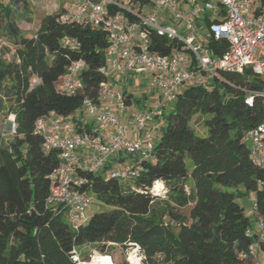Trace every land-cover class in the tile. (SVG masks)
Returning <instances> with one entry per match:
<instances>
[{
  "label": "trees",
  "instance_id": "trees-1",
  "mask_svg": "<svg viewBox=\"0 0 264 264\" xmlns=\"http://www.w3.org/2000/svg\"><path fill=\"white\" fill-rule=\"evenodd\" d=\"M30 2L0 0V36L13 49L11 57L0 50V110L11 103L17 123L12 136L0 137V264H76L74 248L93 244L106 252L108 242L122 249V262L112 253L117 264H127L128 242L140 246L144 264L239 263L251 240L245 233L250 219L237 198L253 193L256 213L264 216V167L252 161L245 140L250 128L264 122V102L256 94L264 77L251 70L219 71L208 85H183L164 111L151 157L134 158L122 179L106 178V165L103 172L77 171L88 181L81 188L89 192L90 206L97 201L105 208L90 213L89 206L85 221L73 229L47 204L50 174L60 159L57 149L42 148L34 126L53 112L90 130L80 108L85 98L97 100L105 81L99 68L108 59V37L100 24L62 20L64 9L43 13L33 32L21 29V21L31 22ZM148 33L153 51L181 49L176 41ZM204 42L213 57L228 47L207 34ZM74 60L85 62L82 87L61 92L57 80ZM32 77L38 79L34 84ZM124 94L128 106L133 96ZM195 116L203 117V135L192 126ZM157 181L164 184L163 196L154 193Z\"/></svg>",
  "mask_w": 264,
  "mask_h": 264
},
{
  "label": "built area",
  "instance_id": "built-area-1",
  "mask_svg": "<svg viewBox=\"0 0 264 264\" xmlns=\"http://www.w3.org/2000/svg\"><path fill=\"white\" fill-rule=\"evenodd\" d=\"M42 1L48 3L43 6L47 13L59 11L50 0ZM128 13L136 20L130 21ZM60 18L100 24L108 37V59L99 68L105 81L100 85L97 100L85 98L80 108L92 124L90 130L81 131L67 117L53 112L39 117L34 126L42 137V148L57 149L60 159L50 174L47 204L73 229L85 221L91 203L89 192L81 188L88 181L78 176L77 171L103 172L116 153L125 152L137 161L151 157L154 127L148 128L149 123L163 119L165 109L183 85H208L219 71L242 74L251 70L264 77V4H256L255 0H152L143 6L136 0H79L64 7ZM148 29L166 40L180 43L181 49L168 54L153 51ZM205 34L227 41V50L213 57L204 42ZM6 44L0 36V50ZM84 68L83 60L72 61L58 78L57 89L68 93L80 89L79 76ZM113 74L124 83L130 82L131 74L142 75L152 92L151 107L145 112L134 111L129 125L120 117L127 104L124 90L111 83ZM37 81V77H32L30 83ZM256 94L264 102V88ZM245 101L252 104V92ZM16 126L15 113L11 112L1 139L5 141L12 136ZM245 140L250 142L252 161L264 167V122L250 128ZM130 168L131 164H126L105 170L104 174L106 178L122 179ZM250 196L255 219L245 233L251 241L246 252L239 254L241 261L237 264H264V216L256 213L255 196L253 193ZM108 245L114 243L108 242ZM124 252L127 264H144L137 243L128 242ZM72 259L76 264L93 260L117 264L109 251H94L88 259H83L74 248Z\"/></svg>",
  "mask_w": 264,
  "mask_h": 264
},
{
  "label": "rangeland",
  "instance_id": "rangeland-1",
  "mask_svg": "<svg viewBox=\"0 0 264 264\" xmlns=\"http://www.w3.org/2000/svg\"><path fill=\"white\" fill-rule=\"evenodd\" d=\"M79 0H50L51 4L53 3L54 5H56V7L58 8V10H63L64 7L73 4L75 2H77ZM30 7H28L29 11H30V17H31V22L27 23L24 21H21L19 23V27L21 29H25V30H29L31 32L35 31L38 27L39 24V19L40 17L43 15V13H47L48 11L43 7L44 5L48 4L46 3V1H42V0H34L32 3L30 2ZM50 4V6H51ZM52 8V7H51ZM6 41V45H4L2 47V51L4 56L6 57H11L12 55V47L11 44ZM133 82V85L128 86L126 83L124 84L125 90L129 91V90H133V92H135V97L139 99L140 102L145 101L146 99L150 100V96H151V90L148 88L146 82L144 81V77H142V75H138V74H132L131 75ZM131 86L134 88H131ZM132 94V93H131ZM133 96V95H132ZM131 103V101H129ZM136 103V102H134ZM15 113L14 112V108H12V104L11 103H6L5 107L3 110H0V132L5 128V123H6V119L7 116L11 113ZM203 117L202 116H195L192 120V126L195 128L196 132L198 134L203 135L204 133H206V128L205 126L202 124L203 122ZM156 127H158V124L156 125ZM155 132L153 133L154 135L156 134V130H154ZM158 134L161 133V131L157 132ZM247 145H250V142H247ZM220 188L222 190H226V191H233L232 188L229 187H223L220 186ZM163 190H165L164 188V184L162 185V189L160 191H154V192H158L160 193L161 196H163L165 193H163ZM237 202L244 208V212L245 214L249 217L250 222L252 223L253 220L255 219V215H254V210L252 207V200H251V196L250 193L245 196H241L237 198ZM105 208V206L99 204L97 201H93V203L90 206V213H94L97 212L99 210H103ZM111 253H113L117 260L122 262V249L118 246H108L107 248ZM77 252L82 256V258L90 255H92V253L94 251H97V247H95V245L93 244H86L83 245L82 247L76 248Z\"/></svg>",
  "mask_w": 264,
  "mask_h": 264
},
{
  "label": "crops",
  "instance_id": "crops-1",
  "mask_svg": "<svg viewBox=\"0 0 264 264\" xmlns=\"http://www.w3.org/2000/svg\"><path fill=\"white\" fill-rule=\"evenodd\" d=\"M255 1H256V4L260 3V0H255ZM129 78H130V82H126V84L128 86L133 85V82H134L132 80L131 76H129ZM111 81H112L111 83H112V85L114 87H120L123 90H125V87H124L125 83L120 78L118 80H116L115 74H113V77H112ZM131 88H134V86L133 87L131 86ZM128 92H131L132 95H133V97H130L131 103L127 106L126 111L123 114H120L121 120L126 125L130 124V122H131V114L134 111H141V112L147 111L151 107L152 101H153V96H152V92H151L150 100L148 98V100L146 99L145 101H142V102L139 101L138 103H134L135 102L134 101L135 92H133V90L132 91L129 90ZM83 118L84 117H80V119H82V123H88L89 122L88 118H84V119ZM156 124H158V127H156ZM162 125H163V119L162 120H158L156 122L149 123V127L148 128H153L154 127V130H156L158 132V131H161ZM133 162H134V158L130 157L125 152L116 153L106 163V169L105 170H110L112 168H119V167H122V166H124L126 164H131Z\"/></svg>",
  "mask_w": 264,
  "mask_h": 264
},
{
  "label": "bare ground",
  "instance_id": "bare-ground-1",
  "mask_svg": "<svg viewBox=\"0 0 264 264\" xmlns=\"http://www.w3.org/2000/svg\"><path fill=\"white\" fill-rule=\"evenodd\" d=\"M162 185H163V183L161 181H157L153 190H155V191L160 190ZM96 263H98V262L96 260H93L92 262H89L88 264H96ZM98 264H100V263H98Z\"/></svg>",
  "mask_w": 264,
  "mask_h": 264
}]
</instances>
